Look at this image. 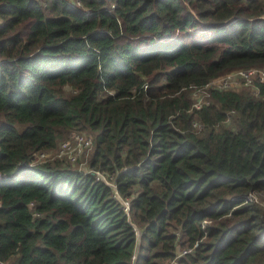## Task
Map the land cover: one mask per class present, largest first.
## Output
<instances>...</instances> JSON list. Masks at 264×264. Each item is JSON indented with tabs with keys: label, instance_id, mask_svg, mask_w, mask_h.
Here are the masks:
<instances>
[{
	"label": "trees",
	"instance_id": "trees-1",
	"mask_svg": "<svg viewBox=\"0 0 264 264\" xmlns=\"http://www.w3.org/2000/svg\"><path fill=\"white\" fill-rule=\"evenodd\" d=\"M252 68L264 0H0V264H264V83L206 88Z\"/></svg>",
	"mask_w": 264,
	"mask_h": 264
},
{
	"label": "built area",
	"instance_id": "built-area-1",
	"mask_svg": "<svg viewBox=\"0 0 264 264\" xmlns=\"http://www.w3.org/2000/svg\"><path fill=\"white\" fill-rule=\"evenodd\" d=\"M239 81H246L250 84L254 82L258 83H264V69L261 68H252L248 70H236L231 73L226 74L224 77H221L215 81L210 82L206 85V88L208 87H215L218 89H225V88H231L233 85H237ZM201 90H197L194 94V96L199 95ZM201 103L199 101H195L193 106L194 108H199ZM92 145V139L90 136H86L85 134H77L74 136L72 142H65L60 146V153H63V156H66V159L68 162H75L79 155H82L85 153V150L81 152V149H86L87 147H90ZM49 152H42L34 155L33 163H39L42 161H45V156ZM99 174L100 176H97L96 174ZM93 175H95L96 181H103L106 185H108L110 188H112L114 192V197H117V193L114 190V184H108L103 179V174L99 172H94ZM2 176L0 175V179ZM122 201V208L124 212H128L129 204L128 201Z\"/></svg>",
	"mask_w": 264,
	"mask_h": 264
},
{
	"label": "rangeland",
	"instance_id": "rangeland-1",
	"mask_svg": "<svg viewBox=\"0 0 264 264\" xmlns=\"http://www.w3.org/2000/svg\"><path fill=\"white\" fill-rule=\"evenodd\" d=\"M262 69H264V68H262ZM253 86L254 85H251V84H239V85H233L232 88L237 87L236 89L240 90L241 92H251L252 95L255 96L256 93H255V89L253 88ZM193 97L195 100L199 101L200 103H205L207 101V95L205 93H200L199 95L193 96ZM75 135H77V134L72 133L68 136V138L66 140L60 141L54 150L48 151L49 153H47V155L45 156V159L47 161H51L53 159H58V161H61L64 164L70 165L72 168H75L81 172H84V173L91 172L89 170V167H88V160H89L90 154L92 152L91 147H87L86 149H84V148L81 149V152H83L85 150V153L82 155H79L78 159L75 162H69L71 164L68 163L66 156H63V153H60V151L62 150V149L60 150V146H62V144L65 142H72ZM92 173H94V172H92ZM96 175L100 176L99 174H96ZM102 176H103L104 181L106 180L105 181L106 183H108L109 185L112 184L111 183L112 181H110L106 175H102ZM253 200H255L257 202V204L262 209H264V196L254 195ZM128 214H129V212H128ZM169 264H173V263H169ZM174 264H177V263H174Z\"/></svg>",
	"mask_w": 264,
	"mask_h": 264
}]
</instances>
